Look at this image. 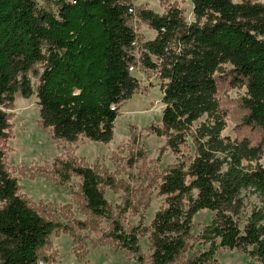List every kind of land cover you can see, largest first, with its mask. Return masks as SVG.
<instances>
[{
    "label": "trees",
    "instance_id": "16d2710c",
    "mask_svg": "<svg viewBox=\"0 0 264 264\" xmlns=\"http://www.w3.org/2000/svg\"><path fill=\"white\" fill-rule=\"evenodd\" d=\"M188 1L191 23L171 1L162 2L159 14L133 0H0V264H50L51 235L87 226L77 219L60 222L20 192L6 161L15 97H36L38 125L56 142L108 143L120 108L141 89L130 71L137 64L155 72L164 104L160 124L146 130L165 137L159 155L170 150L175 156L149 171L156 195L163 196L149 225L124 226L119 213L133 199L104 166L63 160L61 178H79L83 212L104 219L106 242L135 256L137 264H216L220 248L264 264V3ZM94 21L103 37L98 66L80 32ZM139 23L155 33L151 40L136 33ZM242 87L244 114L232 138L223 134L226 92ZM133 157L141 159L142 151ZM105 187L126 192L117 213ZM142 201L148 206L149 196ZM62 208L69 217L70 207ZM204 209L213 214L195 239L206 248L184 258L193 217ZM140 235H148V258ZM74 251L78 260L87 253L82 244Z\"/></svg>",
    "mask_w": 264,
    "mask_h": 264
},
{
    "label": "rangeland",
    "instance_id": "374dc122",
    "mask_svg": "<svg viewBox=\"0 0 264 264\" xmlns=\"http://www.w3.org/2000/svg\"><path fill=\"white\" fill-rule=\"evenodd\" d=\"M176 2L188 23L193 22L192 5L188 0H133L136 6H145L156 13H163L162 2ZM239 1V0H234ZM264 3V0H253ZM71 16L70 28H76L75 17ZM136 33L145 41L151 40L155 33L143 23L136 25ZM80 32L90 42L88 54L98 66L102 60V27L90 22ZM132 75L140 81L141 89L134 94L119 110L115 122V135L108 143L80 138L75 143L56 142L47 129L38 125L39 108L34 95L23 98L16 96L14 107L9 109L12 115V137L8 140L10 150L7 153V164L14 176L18 178L20 192L30 201L50 212L64 224L71 219L86 221L87 226L74 228L73 234L60 231L50 237V252L54 260L50 264H137V259L125 250L108 244L103 233L108 230L107 222L101 218L91 217L83 212V204L78 194L79 178L70 173L69 178H61V162L72 160L88 165L99 164L111 172L117 180H122L129 188L133 199L132 207L121 211L120 218L125 227L138 223L149 225L155 211L163 203V196H157L152 179L148 177L153 168L162 169L173 162L175 156L170 150L159 155L160 147L165 142L164 136L148 133L149 125H159L164 104L161 101L159 80L155 72L147 73L140 64L130 68ZM245 87L227 90V107L229 115L224 135L234 138L236 124L244 114L241 97ZM141 150L143 157L134 161V152ZM132 157V158H131ZM264 166V152L259 159ZM104 196L113 212H118L126 198V192L104 188ZM149 196L148 206L143 199ZM256 201L254 196L250 197ZM68 205L69 217L63 215V205ZM62 211V212H61ZM66 213V212H65ZM212 212L200 210L193 217L192 234L184 258L192 255L197 249L206 248L195 237L203 226L209 223ZM71 225V224H70ZM73 228V227H72ZM82 244L86 255L78 260L75 248ZM141 254L148 258L152 250L149 247L148 235H140ZM216 264H256L237 249L220 248L215 254ZM44 264V263H40Z\"/></svg>",
    "mask_w": 264,
    "mask_h": 264
}]
</instances>
